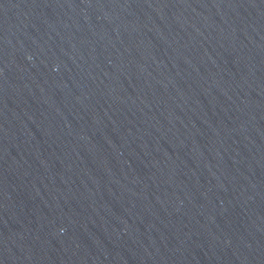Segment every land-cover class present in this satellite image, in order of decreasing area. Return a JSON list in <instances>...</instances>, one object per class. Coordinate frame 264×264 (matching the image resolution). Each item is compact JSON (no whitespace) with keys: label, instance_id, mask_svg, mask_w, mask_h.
<instances>
[{"label":"water","instance_id":"water-1","mask_svg":"<svg viewBox=\"0 0 264 264\" xmlns=\"http://www.w3.org/2000/svg\"><path fill=\"white\" fill-rule=\"evenodd\" d=\"M0 264H264V0H0Z\"/></svg>","mask_w":264,"mask_h":264}]
</instances>
